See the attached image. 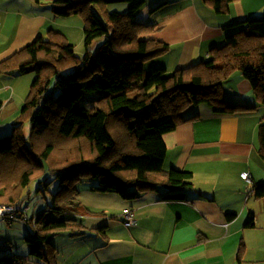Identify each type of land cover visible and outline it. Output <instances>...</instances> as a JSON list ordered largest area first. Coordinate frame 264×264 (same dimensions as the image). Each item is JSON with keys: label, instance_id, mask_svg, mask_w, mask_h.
Listing matches in <instances>:
<instances>
[{"label": "trees", "instance_id": "1", "mask_svg": "<svg viewBox=\"0 0 264 264\" xmlns=\"http://www.w3.org/2000/svg\"><path fill=\"white\" fill-rule=\"evenodd\" d=\"M206 1L219 14L233 0ZM116 2L130 6L123 13L108 11L107 5ZM143 4L144 0H51L54 16L83 18L85 54L77 55L62 32L49 29L46 36L38 35L0 60L1 75L35 69L11 132L0 137V204L19 206L13 222L26 217L30 230L24 235L25 252L34 262L58 264L59 254L73 252L76 241L57 251L51 243L57 233L81 240L100 235L103 243L108 241L104 226L87 233L82 216L104 212H92L81 202L83 184L94 193L126 200L160 191L161 201H185L186 190L193 186L192 173L164 169L162 136L182 122L198 119V105H208L214 114L255 110L256 104L227 101L221 94V85L233 72L248 81L257 104L264 103V12L230 24L238 28L225 43L212 47L205 61L168 73L153 63L169 50L167 43L152 37L158 24L135 18ZM97 38L104 39L92 52ZM25 122L29 128L24 134ZM256 139L264 161V116ZM30 183L44 198L50 194V201L28 217L22 201L32 192ZM54 183L56 189L50 193ZM251 183L247 196L264 197V183ZM252 225L250 215L246 226ZM76 248H83L89 259L83 245ZM17 263H26V257L13 259L0 252V264Z\"/></svg>", "mask_w": 264, "mask_h": 264}, {"label": "crops", "instance_id": "2", "mask_svg": "<svg viewBox=\"0 0 264 264\" xmlns=\"http://www.w3.org/2000/svg\"><path fill=\"white\" fill-rule=\"evenodd\" d=\"M48 1L49 4L36 0L33 5L32 0H0V60L38 35L44 36L47 30H56L51 0ZM145 2L149 7L141 12L144 20L158 24L152 37L169 46L168 52L153 63L163 66L168 73L184 68V64L191 66L205 61L209 50L222 45L220 40L238 28L230 24L264 12V0H233L226 12L219 14L206 0ZM224 83L225 100L241 103L247 100L245 103L256 104V109L214 114L208 105H198V119L182 122L162 136L166 145L164 169L192 173L193 186L186 190L185 201H161L160 191L123 200L115 194H97L85 188L80 197L89 190L93 194L90 201L95 204L87 203L88 209L104 212L82 216L87 233L104 226L108 241L103 243L100 235H86L81 240L58 234V239L83 245L89 252V264H264V197L247 196L249 188L240 175L248 171L251 185L264 183V161L257 151L256 139L264 103L257 104L250 84L238 72ZM112 195L117 197L113 206L109 203ZM124 208H131L135 223L122 232ZM150 208H158L163 214L151 219L149 211L143 212ZM23 209L26 211L28 207ZM250 215L253 225L246 226ZM145 217L146 226L156 228L154 241L143 232ZM23 224L29 231V223ZM0 238L13 246L9 240ZM18 248L24 254L25 242Z\"/></svg>", "mask_w": 264, "mask_h": 264}, {"label": "rangeland", "instance_id": "3", "mask_svg": "<svg viewBox=\"0 0 264 264\" xmlns=\"http://www.w3.org/2000/svg\"><path fill=\"white\" fill-rule=\"evenodd\" d=\"M41 1L48 2L49 4L48 0H41ZM32 2H33V5H36V0H32ZM129 6H130V3H120V2L109 3L107 5V10L111 12L115 10V11L123 13L128 10ZM44 7L47 8L46 5ZM90 7L92 11L97 14V10L95 6H90ZM148 7L149 6L147 2H145L142 5V7L136 12L135 18L137 21L143 22V23L148 22L144 20L141 14V12L146 10ZM53 17H54L53 27L56 29V31L62 32L68 39L69 43L74 46V52L79 56H83L85 54L83 18L78 14H71L66 17H56L53 15ZM103 39L104 38L95 39L92 45L90 46V50L92 52H95L97 45H99ZM220 41H223L222 43H225V39L223 38ZM184 67H187V65L184 64ZM232 74L230 75V77L232 76ZM34 77H35V69L31 67L28 69L26 73H23V74H20L18 72H16L15 75H1L0 74V102L2 104V107L0 109V137L5 136L11 132L12 125L15 119L20 114L19 111H21V107L23 105L24 99L27 96V93L29 90V85L31 84ZM221 94L223 95V97L227 95L225 83L221 85ZM245 102H247V100ZM192 108L193 107H189L187 110H192ZM252 116H257V114L252 115ZM249 125L250 123L248 124V126ZM28 128H29V123L25 122L23 124L24 134L27 133ZM88 185H89L88 183L83 184L81 186V190L85 188L88 189ZM29 188L32 190V192L29 194V196L25 194V199L22 201L23 205L28 206V210H27L28 217L34 212L38 210L40 211V209H43L45 204L50 201V194H46V198H44V196H42L41 193L34 192L33 189L35 188V183H32V184L30 183ZM55 189H56V183H54L49 188L50 193H53ZM90 196H93V194L89 190H86L82 193L80 199L85 205L89 203V205L95 206V204H93L90 201L91 199ZM114 198H117V197L114 195L109 197V203L112 206L114 205V200H115ZM118 198L122 199L119 196ZM123 200H126V199H123ZM99 207L103 209H107V207H102V206H99ZM124 209H122V212L124 211ZM145 211H149L147 212V214L151 216V219L159 218L163 214V211L158 208H154V209L150 208V209L144 210L143 212ZM147 220L148 218L145 217V220H144L145 226L142 227V229H143V232H146L149 235L148 236L149 239L154 241L155 238H153L152 236L157 231H156L155 226L153 225L146 226ZM9 224H11V226H9L5 221L0 220V236L9 240L13 244V246L4 239H0V242H6L8 245H10L12 247L13 256L18 257V259L22 257H26V262H29V263L34 262L30 257L26 256L27 252H25L24 254H21L20 252L17 251V249H19L20 251V248H18V246L19 247L23 246V243L25 241L24 235L27 233L25 224L19 221H14ZM121 227H122V232L126 231L128 228V227H123L122 224H121ZM58 234L59 233H57L56 236H54L51 241L54 247L57 248V251H59L62 248H67L70 245V243L61 242V240H59L57 237ZM79 245L80 244H77L72 247L73 249L72 255H68L69 253L59 254L58 257L61 259V261L57 263L58 264H89V259L85 258L82 254L83 248H76V246H79ZM25 250H26V245H25ZM0 252L6 257H11L9 255L4 254L3 250L1 249H0ZM92 256H94V254H92ZM35 263L39 264L37 262H34V264Z\"/></svg>", "mask_w": 264, "mask_h": 264}, {"label": "built area", "instance_id": "4", "mask_svg": "<svg viewBox=\"0 0 264 264\" xmlns=\"http://www.w3.org/2000/svg\"><path fill=\"white\" fill-rule=\"evenodd\" d=\"M242 178L247 182H251V175L249 172H243L241 174ZM19 209V206H12V205H3L0 204V218L2 220L8 219V221H13L15 218L12 216L16 210ZM125 217L130 221L131 220V212L128 209L123 211ZM0 249L3 250L4 254L13 256L12 247L8 245L6 242H0Z\"/></svg>", "mask_w": 264, "mask_h": 264}, {"label": "clouds", "instance_id": "5", "mask_svg": "<svg viewBox=\"0 0 264 264\" xmlns=\"http://www.w3.org/2000/svg\"><path fill=\"white\" fill-rule=\"evenodd\" d=\"M248 172V171H247ZM243 173V172H242ZM241 173V174H242ZM250 173V172H249ZM240 174V175H241ZM251 175V174H250ZM242 177V176H241ZM243 179V178H242ZM244 180V179H243ZM245 181V180H244ZM246 182V181H245ZM251 182H252V177H251ZM250 182V183H251ZM247 183V182H246ZM249 184V183H248ZM251 191V190H250ZM126 209H128L130 212H131V220L129 221L126 217H125V215H124V213L122 212V223H123V225L124 226H130V225H132V224H134L135 223V218H134V215H133V213H132V210L130 209V208H126ZM125 210V209H124ZM19 211V209L18 210H16L15 212H18ZM25 211V210H24ZM5 221V220H4ZM27 222V220H26V217H24L23 218V220H19V222ZM6 222V221H5ZM13 221H8V223H12ZM1 239V238H0ZM11 258H13V259H17V257H15V256H12Z\"/></svg>", "mask_w": 264, "mask_h": 264}]
</instances>
